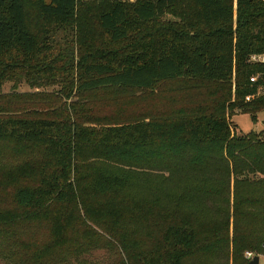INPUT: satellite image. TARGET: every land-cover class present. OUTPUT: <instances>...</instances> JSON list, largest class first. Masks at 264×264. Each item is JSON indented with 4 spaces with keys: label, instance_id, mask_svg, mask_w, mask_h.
<instances>
[{
    "label": "trees",
    "instance_id": "obj_1",
    "mask_svg": "<svg viewBox=\"0 0 264 264\" xmlns=\"http://www.w3.org/2000/svg\"><path fill=\"white\" fill-rule=\"evenodd\" d=\"M106 1L109 8L99 15L98 31L94 32L83 22H70L77 18L78 0H0V91L7 83L19 86L24 82L33 88L63 83L67 96L88 98L107 91L150 90L176 79L221 83L232 80L234 71L239 70L236 101L230 106L264 109V64L251 62L252 56L264 55V0H191L190 15L175 13L181 0ZM28 3L35 4L45 20L61 21L58 27L67 38L58 42L49 29L37 40L26 21ZM257 75L261 78L251 83L250 78ZM82 99L72 103L61 119L0 117V140L42 144L51 157L44 162L38 186L18 189L15 199L22 214H0L1 229L29 223L30 218L52 226L53 244L38 248L31 264H47L44 260L53 254L54 245L69 240L67 232L73 233L78 223L74 212L78 204L85 206L98 196L97 205L103 196L133 185L135 174L130 165L126 170L104 164L90 167L86 185L84 158L88 153L122 163H143L146 149L155 145L158 136H165L164 127L145 120L98 127L96 119L84 110ZM185 121L186 125L170 129L169 137H177V141L162 147L183 158L192 152L190 145L195 150L208 145L224 152L230 176H237L242 169L264 174V139L256 138L252 145L247 139L235 138L233 124L225 115ZM248 145L261 150L252 164L244 157ZM191 162L206 165L200 153ZM243 185L240 180L235 182L243 197L235 200L222 225L210 222L204 228L179 215L162 226L160 239L150 249H144L146 244L139 240L130 245L135 235L130 237V231L110 223L127 217L120 220L109 212L96 216L123 246L128 264H188L224 252H230L238 264L246 250L264 255V192H250ZM211 193L207 191V195ZM65 206L71 209L64 212ZM133 214L140 217L141 213L135 210ZM155 222L161 224L158 219Z\"/></svg>",
    "mask_w": 264,
    "mask_h": 264
},
{
    "label": "rangeland",
    "instance_id": "obj_2",
    "mask_svg": "<svg viewBox=\"0 0 264 264\" xmlns=\"http://www.w3.org/2000/svg\"><path fill=\"white\" fill-rule=\"evenodd\" d=\"M181 1L175 13L186 11L185 14L190 15L191 0ZM109 5L106 0H78L77 18L70 22L74 21L72 24L83 22L96 32L98 17L109 8ZM26 21L37 40L42 39L49 29L52 30V37L58 42H63V39L67 38V34L58 27L62 22L45 20L33 3L26 5ZM237 75H241L239 70L234 71L232 80L221 83L200 79H176L161 82L150 90L107 91L97 93L95 96L90 95L88 98L87 95L67 96L66 91L63 90L65 85L63 83L41 88H33L24 82L19 86L5 84L0 91V117L61 119L67 116V110L72 103L84 98L82 99L86 104L84 110L96 119L98 127L145 120L165 128V136H158L155 145L146 149L148 156L143 163H138L137 160L122 163L95 152L85 156L86 185L87 176L92 173L90 167L103 164L126 170L130 167L135 174L133 185L123 192L103 196L97 205L95 204L99 199L98 196L93 197L85 206L78 204L74 211L75 217H79L78 223L74 226L76 229L73 233L67 232L66 236L69 240L54 245L55 251L44 261L47 264H128L127 252L117 243L114 236L106 232V227L97 218V214L109 212L107 214H111L110 216L118 215L120 220L122 217H127L123 222L110 223L130 231V237L135 235L131 238L130 245L139 240L146 244L144 249H150L160 239L162 226L179 215L202 224L204 228L210 222L218 226L222 225L232 213L235 200L243 197L235 188L237 180L244 182L245 190L255 193L264 192V174L247 173L242 169L243 171L237 176L233 174L230 176L229 168L223 160L224 152L217 148L200 145L195 150L192 144L190 145L192 152L180 158L177 151L162 147L163 143L174 144L177 141V137H169L172 134L170 131L172 126L186 125L185 120L192 121L210 114L227 116L233 124L235 138L247 139L252 145L255 144L256 138L264 139L262 125L264 109L230 106L236 101L234 89ZM225 104L226 107H223ZM96 125L93 124V127ZM248 146L244 157L249 164H252L258 159L261 150L254 148L255 146ZM198 152L203 156L206 165L191 162L192 158L195 159V155H199ZM154 155L161 158L155 159ZM50 158L46 146L42 144L17 141L12 138L0 140V214H22L23 211L19 210L15 199L17 191L21 187L38 186L44 162ZM228 166L231 169L229 162ZM208 190L212 193L207 195ZM71 205L73 206L74 203ZM87 208L90 210L88 213L85 211ZM92 208L95 211H92ZM70 209L71 207L65 206L63 211L67 212ZM135 210L141 213L140 217L131 215ZM115 212L118 214L115 215ZM153 216L155 219L152 218ZM30 219L32 221L29 223H13L10 228H0V264H31L38 248L53 244L54 237L51 235L50 223L37 221L35 218ZM156 219L161 224H155ZM155 226L157 229L153 230ZM247 252L254 251H244L238 264L250 263L245 257ZM254 253L260 256V264H264V255ZM188 264L235 263L230 252H224L215 257L204 256L201 259H193Z\"/></svg>",
    "mask_w": 264,
    "mask_h": 264
},
{
    "label": "built area",
    "instance_id": "obj_3",
    "mask_svg": "<svg viewBox=\"0 0 264 264\" xmlns=\"http://www.w3.org/2000/svg\"><path fill=\"white\" fill-rule=\"evenodd\" d=\"M251 62L253 63H259V64H264V55H258V56H252ZM261 78L260 75L253 76L250 78L251 83H256L258 80ZM257 256L254 252H247L245 254L246 259L251 262L254 257Z\"/></svg>",
    "mask_w": 264,
    "mask_h": 264
},
{
    "label": "water",
    "instance_id": "obj_4",
    "mask_svg": "<svg viewBox=\"0 0 264 264\" xmlns=\"http://www.w3.org/2000/svg\"><path fill=\"white\" fill-rule=\"evenodd\" d=\"M262 125L264 126V121H262ZM249 264H260V256H255Z\"/></svg>",
    "mask_w": 264,
    "mask_h": 264
}]
</instances>
